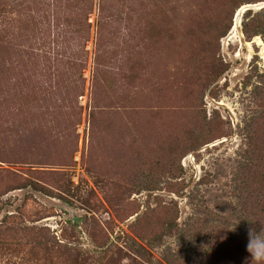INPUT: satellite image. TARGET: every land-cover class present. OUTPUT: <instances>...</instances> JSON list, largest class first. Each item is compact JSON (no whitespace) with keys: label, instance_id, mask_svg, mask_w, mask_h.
I'll list each match as a JSON object with an SVG mask.
<instances>
[{"label":"rangeland","instance_id":"obj_1","mask_svg":"<svg viewBox=\"0 0 264 264\" xmlns=\"http://www.w3.org/2000/svg\"><path fill=\"white\" fill-rule=\"evenodd\" d=\"M34 1L0 0V264H242L264 0H92L86 56Z\"/></svg>","mask_w":264,"mask_h":264},{"label":"trees","instance_id":"obj_2","mask_svg":"<svg viewBox=\"0 0 264 264\" xmlns=\"http://www.w3.org/2000/svg\"><path fill=\"white\" fill-rule=\"evenodd\" d=\"M69 1L70 0H47L46 4L43 6H41L40 4H36V2L34 1L32 6H34L36 13L41 11V14L37 15V21L36 19L33 21V26L31 28L33 29V32L37 31L39 35L47 34L45 27L47 24L50 25V23L53 21L54 24H56L55 27L57 28V30L63 31L59 34V36L63 35V37H66L67 33L70 32H74L75 36H70L72 38V41L69 47L60 45L59 37L53 39V44L57 46L56 48H58V46L60 45L61 50H63L64 48L72 52L73 41L75 38H77L79 39L78 41L81 40V53L86 56L87 54L84 51V45L89 39L90 25L87 23V17L92 10V0H77L75 2V5L78 7V10L75 6L73 7L71 4H69ZM70 7L73 8V11L69 10V13L67 11ZM101 10H103V8ZM129 10H131L133 14L135 13L134 15L136 16H139L142 11L140 6L138 9H133L130 7ZM155 13L157 14V12ZM156 17L153 22V24L155 25V29L158 28V19ZM45 22H47V24H45ZM31 28L28 29L29 32H32ZM156 32L157 31L155 30V33ZM97 33H101V25L100 28H98ZM64 43H66V41H64ZM51 45H49L50 53ZM37 50H42L41 46ZM42 52H44V50H42ZM47 53L48 52H44V55ZM54 54L55 52L53 53V56H55V62H57L59 58L61 59V54L59 51L56 55ZM44 55L42 57H44ZM67 58H65V60ZM67 62L71 68L77 66L76 64H74V61L72 59L68 58ZM79 65L80 70L85 68V63L83 61H81ZM80 80L81 79H79V81ZM80 94H82V90ZM262 144L258 146V150L255 149L257 154V156L255 157L256 163L249 164L251 163L250 161L253 158V156L251 155L252 151H254V149L251 148L250 150H246L244 152L245 157H249L251 160L248 159V164L243 168L241 167L242 172L240 177H242V180L239 189L244 194V201L241 205L245 207L242 208V215L245 223L244 226H247L248 230L233 231L232 229H230L226 231L227 225L224 224L226 225V227L222 229L221 233L218 231L221 230V228L219 229V227H217V229L214 228L212 232V235L214 236L213 239L217 246L220 243L226 244L227 242H238L241 256L243 258L242 264H250V254L247 250L250 231L255 230L258 233L261 230V227L264 226V144ZM213 256L216 255L214 254Z\"/></svg>","mask_w":264,"mask_h":264},{"label":"clouds","instance_id":"obj_3","mask_svg":"<svg viewBox=\"0 0 264 264\" xmlns=\"http://www.w3.org/2000/svg\"><path fill=\"white\" fill-rule=\"evenodd\" d=\"M247 250L250 254V264H264V226L258 233L250 231Z\"/></svg>","mask_w":264,"mask_h":264},{"label":"built area","instance_id":"obj_4","mask_svg":"<svg viewBox=\"0 0 264 264\" xmlns=\"http://www.w3.org/2000/svg\"><path fill=\"white\" fill-rule=\"evenodd\" d=\"M88 77H89V75H88V73H87V74L85 75V78L88 80ZM80 105H82L84 108H86V102H85V100L81 99V101H80ZM78 131H79L80 134H82L83 127H80Z\"/></svg>","mask_w":264,"mask_h":264},{"label":"bare ground","instance_id":"obj_5","mask_svg":"<svg viewBox=\"0 0 264 264\" xmlns=\"http://www.w3.org/2000/svg\"><path fill=\"white\" fill-rule=\"evenodd\" d=\"M257 42H260V41H258V40H256Z\"/></svg>","mask_w":264,"mask_h":264},{"label":"water","instance_id":"obj_6","mask_svg":"<svg viewBox=\"0 0 264 264\" xmlns=\"http://www.w3.org/2000/svg\"><path fill=\"white\" fill-rule=\"evenodd\" d=\"M263 8H264V4H263Z\"/></svg>","mask_w":264,"mask_h":264}]
</instances>
